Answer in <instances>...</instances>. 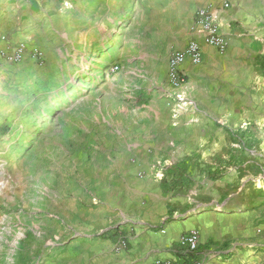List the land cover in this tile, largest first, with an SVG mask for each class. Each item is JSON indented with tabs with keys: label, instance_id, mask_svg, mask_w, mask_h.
I'll list each match as a JSON object with an SVG mask.
<instances>
[{
	"label": "crops",
	"instance_id": "crops-1",
	"mask_svg": "<svg viewBox=\"0 0 264 264\" xmlns=\"http://www.w3.org/2000/svg\"><path fill=\"white\" fill-rule=\"evenodd\" d=\"M78 1L0 0V50L3 37L45 47L47 37L72 26L67 22L77 18ZM129 1L125 0L127 6ZM220 1L230 3L219 15L228 48L221 53L201 40V61L186 59L182 65L187 85L178 93L184 95L186 107H175L167 95L169 57L195 38L196 13L212 2L133 0L135 13L129 26L142 28L150 37L155 54L148 57V65L164 71L163 110H153L149 129L142 115L137 126L124 131L126 166L119 172L121 183L95 193L98 203L84 204L78 198L60 206L46 205L51 222L62 226L61 240L37 252L41 261L35 264H182L186 260L187 264H264V206L231 212L216 201L220 191H214L223 185L225 169L245 165L261 144L245 153L242 164H225L232 151L228 131L248 126L241 115L228 111L227 95H247L248 90L261 95L264 90V0ZM28 65L37 66L27 58L18 65L3 63L0 70ZM157 161L161 166L186 163L190 184L163 191L161 166H152ZM195 162L214 165L201 169V181L192 175L190 164ZM218 169L221 176L211 179L208 172ZM192 232L199 234L200 243L190 260L181 241Z\"/></svg>",
	"mask_w": 264,
	"mask_h": 264
},
{
	"label": "rangeland",
	"instance_id": "rangeland-1",
	"mask_svg": "<svg viewBox=\"0 0 264 264\" xmlns=\"http://www.w3.org/2000/svg\"><path fill=\"white\" fill-rule=\"evenodd\" d=\"M129 2L78 1L80 13L67 22L72 26L55 31L41 47L42 68L0 70V264L40 262L36 253L61 240L62 226L51 222L46 205L78 198L98 203L95 193L121 183L124 131L137 126L142 115L149 129L153 110H163L164 71L148 65L155 52L143 29L129 26L135 13ZM115 65L120 70L113 73ZM167 95L175 107L181 104L172 89ZM225 101L261 144L245 165L225 169L223 185L214 190L220 191L216 201L231 212L264 206V90L227 95ZM190 165L196 181L201 169L214 167Z\"/></svg>",
	"mask_w": 264,
	"mask_h": 264
},
{
	"label": "built area",
	"instance_id": "built-area-1",
	"mask_svg": "<svg viewBox=\"0 0 264 264\" xmlns=\"http://www.w3.org/2000/svg\"><path fill=\"white\" fill-rule=\"evenodd\" d=\"M211 2L210 6L201 8L196 13L195 38L189 42L184 50L173 52L168 60V84L176 93V95H172V97L175 101L184 106H186L185 97L182 93H178V91L187 85L186 75L182 70V65L186 59H190L195 64L201 61V40L221 53H224L228 48V42L220 32L221 25L219 15L222 11L230 8V3L220 0H211ZM3 41L5 45L0 50V66L3 63L18 65L23 63L27 58L32 60L39 67H43L46 64L45 53L40 47L30 45L25 41L11 42L7 37H3ZM119 70L120 67L118 65L111 67L113 73ZM181 243L187 247L189 253L194 254L199 248V234L192 232L183 237ZM121 245L125 246V243L121 242Z\"/></svg>",
	"mask_w": 264,
	"mask_h": 264
},
{
	"label": "trees",
	"instance_id": "trees-1",
	"mask_svg": "<svg viewBox=\"0 0 264 264\" xmlns=\"http://www.w3.org/2000/svg\"><path fill=\"white\" fill-rule=\"evenodd\" d=\"M261 66L264 71V57L261 58ZM232 142V151L226 160V165H240L242 164V158L248 151L253 150L260 144V140L252 136V127L246 126L237 131L229 130ZM162 179L161 187L163 191L169 192L181 188H186L190 184V178L188 174V166L186 163H176L161 166ZM222 172L218 169L217 173L209 171L208 175L211 179H216L221 176ZM187 259L193 257L192 254L186 253ZM191 260V259H190ZM187 264L183 262L182 264ZM188 264H192L188 263Z\"/></svg>",
	"mask_w": 264,
	"mask_h": 264
}]
</instances>
